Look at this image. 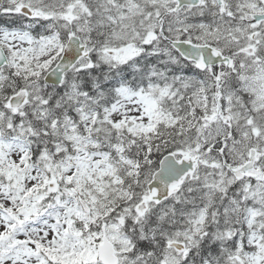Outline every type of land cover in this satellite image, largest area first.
<instances>
[{
	"label": "snow or ice",
	"instance_id": "obj_1",
	"mask_svg": "<svg viewBox=\"0 0 264 264\" xmlns=\"http://www.w3.org/2000/svg\"><path fill=\"white\" fill-rule=\"evenodd\" d=\"M0 264H264V0H0Z\"/></svg>",
	"mask_w": 264,
	"mask_h": 264
}]
</instances>
